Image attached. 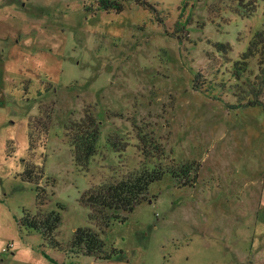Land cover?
<instances>
[{"label":"rangeland","instance_id":"1","mask_svg":"<svg viewBox=\"0 0 264 264\" xmlns=\"http://www.w3.org/2000/svg\"><path fill=\"white\" fill-rule=\"evenodd\" d=\"M138 1L0 0V264H264V0ZM152 168L88 217L81 193ZM23 210L57 212L59 247ZM83 227L120 254L70 249Z\"/></svg>","mask_w":264,"mask_h":264},{"label":"trees","instance_id":"2","mask_svg":"<svg viewBox=\"0 0 264 264\" xmlns=\"http://www.w3.org/2000/svg\"><path fill=\"white\" fill-rule=\"evenodd\" d=\"M144 8L153 10L154 4L149 3L146 0H139ZM123 0H96V8L103 10H112L118 12L123 7ZM220 45V44H219ZM29 120L26 122L27 126V147L28 149L33 147L31 142L32 134L29 129ZM95 136L92 134L88 136V133L82 138L83 156L86 158L92 153V144ZM81 150V149H80ZM21 170L16 173L22 181H30L34 184V202L35 206L39 208L43 203V197L45 193V187L38 183L39 175L43 172L42 168L37 165L21 160ZM161 177V171L159 169H142L134 176L127 177L124 180H118L107 186H100L95 191L86 190L79 195V201L81 204L86 205L91 209L89 218H94V214L97 209L103 210L117 209L122 212H130L136 203L145 198L148 184ZM51 181V178L49 179ZM51 184V182H50ZM94 213V214H93ZM123 220V219H121ZM20 224L24 227L35 229L38 231L44 240H47L52 247H59V243L52 238L53 231L58 225V215L55 211L46 213H34L30 214L27 211H22L20 218ZM70 249H76L84 251L85 253L95 254L102 260H109L113 255L120 254L119 250L110 248L109 251L102 250L103 243L96 235L90 231L89 228H77L73 231V236L68 246Z\"/></svg>","mask_w":264,"mask_h":264}]
</instances>
